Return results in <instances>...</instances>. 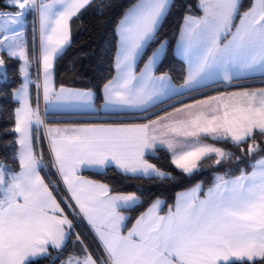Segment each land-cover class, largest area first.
I'll use <instances>...</instances> for the list:
<instances>
[{
  "label": "snow or ice",
  "instance_id": "snow-or-ice-1",
  "mask_svg": "<svg viewBox=\"0 0 264 264\" xmlns=\"http://www.w3.org/2000/svg\"><path fill=\"white\" fill-rule=\"evenodd\" d=\"M173 2L136 0L127 9L117 28L116 75L103 86L101 107L106 114L147 122L48 128V161L43 149L37 150L45 125L40 114L41 73L46 113L62 108L95 110V94L90 90H55L52 82L54 63L70 44V22L92 0H5L0 7V52L6 50L10 59L24 61L20 68L24 82L14 93L20 103L14 129L19 150L11 164L0 159V264L44 260L50 264L58 260L60 264H264V154L257 155L264 153V146L257 143L264 141V88L185 104L175 108V113L183 114L181 119L171 112L150 118L155 114L151 110L173 95L264 77V0H249L243 11L244 0H198L203 15L184 17L175 52L188 65L179 88L167 73L154 74L166 54V40L159 42L139 75L136 71L138 58L156 39ZM29 14L34 17V41L37 18L39 24L40 52L38 58L33 56L38 65L35 108L29 101L33 81L23 31ZM5 65L0 57L4 82ZM227 147L242 154L237 156ZM160 150L170 153L171 163L189 177L209 160L216 168L235 157V165L243 163L246 168L217 171L206 190L197 183L178 193L164 214L163 201L154 200L125 234L128 217L123 213L142 203L141 195L112 194L107 184L85 180L78 173L114 165L133 179H175L146 158ZM45 169H55L75 205L67 199L58 201L54 193L59 184L42 175ZM62 202L73 216L87 220L101 255L89 252L77 234L81 252L61 259L74 228Z\"/></svg>",
  "mask_w": 264,
  "mask_h": 264
},
{
  "label": "trees",
  "instance_id": "trees-1",
  "mask_svg": "<svg viewBox=\"0 0 264 264\" xmlns=\"http://www.w3.org/2000/svg\"><path fill=\"white\" fill-rule=\"evenodd\" d=\"M5 0H0L2 7ZM136 0H92L90 6L82 10L81 13L73 17L71 20V35L70 44L66 47L61 55L55 61L54 74L55 84L59 86H67L72 88L89 89L95 93V106L101 108L103 103V86L115 74V59L118 45L117 27L120 20L123 18L127 9L135 3ZM198 0H174L171 11L163 21L156 39L151 42L145 49L143 55L138 61L137 70H140L147 62L152 52L159 47V42L167 41V51L161 62L156 66V74L167 73L175 85H182L186 78L187 69L186 63L178 55L175 54L176 42L180 34L181 26L184 22V17L190 14H199L201 11L197 7ZM249 5V0H244V7L241 11L246 10ZM5 11L10 9L5 8ZM33 15L29 14L26 17L27 22V37H28V53L32 62V74L37 81V63L33 56L38 58V33L36 22L35 41L33 40ZM35 47V52H33ZM6 61V71L8 79L6 82L0 81V159H6L9 164L12 163V156L18 151L17 133L15 129V109L18 103L14 99V91L22 84V74L20 72L21 61L18 58H9L7 52L2 51L0 55ZM264 78V77H263ZM258 80V78L250 79ZM258 85H264V82ZM237 86L224 87L221 83L212 84L206 87L191 91L188 94L176 95L159 103L151 111L155 113L150 118L164 114L176 107L188 104L200 98L208 97L220 93L227 89H233ZM36 86L32 87V104L35 108ZM104 114L101 111L85 112V113H57L56 116H84L83 119H61L55 122H78V123H117V122H146L147 120H128V119H91V116ZM48 122V121H47ZM41 143L37 145V150L43 149L45 160L50 159L48 155V140L45 133V128L41 127L39 132ZM210 141V140H209ZM212 142V141H211ZM251 143V141H249ZM257 143L264 146V141L260 139ZM225 147L224 145H219ZM247 149V145L243 146ZM227 150L234 152L237 156L241 155L239 149L235 147H227ZM264 153H258L261 155ZM149 162L157 165L158 168L166 170L172 174L175 179L156 180V179H133L121 174L114 166L107 167L103 171H95L85 169L82 174L92 180L105 183L109 186L111 193H128L137 192L141 195L142 203L128 213V219L124 232H127L136 218H138L156 199L164 201L162 213H166L168 206L175 203L178 193L187 190L197 183H201L206 190L211 184L213 176L219 171L221 174L234 166L237 168H246V165L241 163L235 165V157L231 162L225 163L222 166L214 168L212 165L214 160H209L204 164L203 169L193 174L191 177L185 175L180 170L176 169L171 163V155L167 151L160 150L153 155L146 157ZM254 159V158H248ZM248 171L251 169L248 168ZM49 172L51 173L49 175ZM234 174H238L235 171ZM47 180L58 182L59 187L54 193L57 195L58 201L67 199L73 204L66 188L56 174L55 169H45L42 171ZM142 190V191H141ZM74 205V204H73ZM65 214L69 219L73 220L74 228L71 233V238L67 242L66 251L61 257L62 260L68 256L79 254L81 252V244L77 241V234L83 245L87 246L89 252L96 256L101 255V249L96 238L80 216H73L72 210L67 207L66 203H61ZM77 211V209H76ZM78 212V211H77ZM41 264H50L48 260H44ZM56 264H60L58 260Z\"/></svg>",
  "mask_w": 264,
  "mask_h": 264
},
{
  "label": "crops",
  "instance_id": "crops-1",
  "mask_svg": "<svg viewBox=\"0 0 264 264\" xmlns=\"http://www.w3.org/2000/svg\"><path fill=\"white\" fill-rule=\"evenodd\" d=\"M190 15H192V16H201V15H203V13H202V11L199 13V14H190ZM183 24H184V22H183ZM183 24H182V26H183ZM182 26H181V28H182ZM26 27H27V22H26V20H25V30H23L24 32H26V37H24V46H25V50H26V53H27V55H28V58H29V53H28V37H27V29H26ZM180 31H181V29H180ZM38 39H39V35H38ZM71 39H72V35H71V22H70V42H71ZM179 39H180V34H179V37H178V39H177V42H176V47H175V51H176V49H177V47H178V42H179ZM118 41H119V37H118ZM40 42V41H39ZM39 42H38V44H39ZM66 49V48H65ZM117 49H118V45H117ZM5 52H7L6 50H4ZM116 54H117V52H116ZM0 55H1V52H0ZM39 55V54H38ZM39 57V56H38ZM181 58V57H180ZM139 59L140 58H138V61H139ZM182 59V58H181ZM183 60V59H182ZM21 61V65L24 63V61H22V60H20ZM29 61H30V63H29V65H28V71H29V79L31 80V81H33V83H30L29 84V101H30V104L32 105V107L34 108V106H33V104H32V87H33V84L36 82V80H35V78H34V76H33V74H32V62H31V60H30V58H29ZM115 61H116V59H115ZM185 62V61H184ZM186 63V62H185ZM54 65H55V63H54ZM20 68H21V66H20ZM143 68V67H142ZM141 68V69H142ZM188 68V65H187V63H186V69ZM156 69V68H155ZM155 69H154V74L155 75H161V74H156V72H155ZM137 71V74L139 75V71L140 70H136ZM22 74V73H21ZM114 75H116V72H115V74ZM255 78H258V80H250V79H237V80H234L233 82H232V84L231 85H225L224 83H221L224 87H230V86H237L236 88H233V89H227V90H224V91H222V92H220V93H217V94H214V95H219V94H221V93H225V92H233V91H243L245 88H247L248 90H255V89H259V88H264V85H258V84H261V83H263L262 82V80H264V78L263 77H261L260 75H256L254 78H251V79H255ZM1 81V80H0ZM24 82V76H23V74H22V83ZM52 82H53V87H54V89L55 90H59V88L60 87H64V88H68V89H74V90H83V91H89V89H81V88H72V87H67V86H59V87H57L56 86V84H55V74H54V69H53V77H52ZM39 83L41 84V98H42V102H43V94H42V87H43V76H42V73H41V75H40V79H39ZM171 83H172V85L174 86V87H176V88H179V86L178 85H175L174 83H173V81L171 80ZM212 85V84H211ZM21 86V85H20ZM208 86V85H207ZM204 87H206V86H204ZM20 87H18L17 89H19ZM201 88H203V87H201ZM16 89V90H17ZM200 89V88H199ZM16 90L14 91V93L16 92ZM91 92H93L92 90H90ZM191 92V91H190ZM94 93V92H93ZM189 92H186V93H184V94H188ZM95 94V93H94ZM184 94H182V95H184ZM174 96H176V95H173V96H171V97H174ZM170 97V98H171ZM207 97H204V98H200V99H198V100H203V99H206ZM15 99V98H14ZM167 99H169V98H167ZM167 99H165V100H163V102L164 101H166ZM16 100V99H15ZM197 100H195V101H193V102H190V103H188V104H195V102H196ZM16 102L18 103V106H17V108L18 107H20V103H19V101L18 100H16ZM93 103H94V106H95V98H94V101H93ZM185 105V104H184ZM184 105H182V106H179V107H176V108H183V106ZM97 111H101V112H103L104 114H97V115H95V116H91L90 118L91 119H122V117H119V116H114V115H110V114H106L104 111H103V109H102V107L101 108H96V106H95V110H92V109H88V108H62V109H56V110H50V111H48L47 113L45 112V106H44V102H43V108L42 109H40V114L41 113H44L47 117H48V122L45 124V126H44V128H45V133H46V129H48V128H52V129H56V128H72V127H81V126H85V125H97V124H109V123H78V122H55V120H61V119H71V120H75V119H83V118H85L84 116H81V115H79V116H56L55 114H57V113H85V112H97ZM168 112H171V113H173L174 114V118H176V119H181V118H183V114L182 113H175V108L174 109H172V110H170V111H168ZM168 112H166V113H168ZM166 113H164V114H161V115H159V116H163V115H165ZM157 118V117H156ZM156 118H153V119H156ZM147 122V121H146ZM146 122H141V123H146ZM113 123H115V122H113ZM134 123H138V122H134ZM18 136H19V134L17 133V138H18ZM47 140H48V138H47ZM207 143H211V141H206ZM218 146V145H217ZM218 147H220V146H218ZM18 150H19V145H18ZM151 163V162H150ZM114 166V165H113ZM115 167V166H114ZM107 168V167H106ZM106 168H103V169H99V168H90L89 170H95V171H103V170H105ZM83 170H85V169H81L80 170V172L78 173L80 176H82L85 180H89V181H93V182H96V183H99V184H105V183H102V182H99V181H95V180H92V179H90V178H88V177H86V176H84L83 174H82V171ZM251 171V170H250ZM65 186V185H64ZM194 187V186H193ZM65 188H66V186H65ZM192 188V187H191ZM190 189V188H189ZM188 190V189H187ZM66 191L68 192V190H67V188H66ZM184 191H186V190H184ZM184 191H182V192H184ZM181 193V192H180ZM68 194H69V196H70V198H71V193H69L68 192ZM113 194V193H112ZM159 200H161V199H159ZM161 201H163V200H161ZM72 202H73V204L75 205V201L74 200H72ZM151 206V205H150ZM149 206V207H150ZM163 206H164V201H163V205H162V208H163ZM148 209V208H147ZM147 209L145 210V211H147ZM77 211H79L78 210V208H77ZM144 211V212H145ZM126 217H128V213L126 212V211H124V213H123ZM161 214H164V213H162V211H161ZM83 219V218H82ZM84 220V222L86 223V225L89 227V229H90V231L92 232V234L94 235V237L96 238V236H95V233H94V231L91 229V226L88 224V222H87V220H85V219H83ZM126 222H127V219H126V221H125V225H126ZM135 223V222H134ZM133 223V224H134ZM131 228V227H130ZM124 230V229H123ZM126 234V233H125ZM96 240H97V238H96ZM97 242H98V240H97ZM99 243V242H98Z\"/></svg>",
  "mask_w": 264,
  "mask_h": 264
},
{
  "label": "rangeland",
  "instance_id": "rangeland-1",
  "mask_svg": "<svg viewBox=\"0 0 264 264\" xmlns=\"http://www.w3.org/2000/svg\"><path fill=\"white\" fill-rule=\"evenodd\" d=\"M36 22H37V32H38V35H39V24H38V18L36 19ZM118 28V27H117ZM23 30H25V24H24V28H23ZM118 35V34H117ZM24 37H26V32H24ZM119 37V36H118ZM39 52H40V42H39ZM39 54V53H38ZM39 56V55H38ZM1 57V56H0ZM163 102V101H162ZM161 102V103H162ZM42 98H41V109H42ZM41 117L43 118V115H42V113H41ZM48 121V120H47Z\"/></svg>",
  "mask_w": 264,
  "mask_h": 264
},
{
  "label": "built area",
  "instance_id": "built-area-1",
  "mask_svg": "<svg viewBox=\"0 0 264 264\" xmlns=\"http://www.w3.org/2000/svg\"><path fill=\"white\" fill-rule=\"evenodd\" d=\"M42 119H44V120L46 121V119H47V118H46V116H45V115H43V118H42Z\"/></svg>",
  "mask_w": 264,
  "mask_h": 264
}]
</instances>
